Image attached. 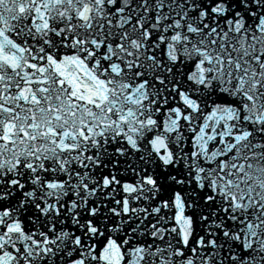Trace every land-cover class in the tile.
I'll use <instances>...</instances> for the list:
<instances>
[{"label": "snow or ice", "instance_id": "6c2138e0", "mask_svg": "<svg viewBox=\"0 0 264 264\" xmlns=\"http://www.w3.org/2000/svg\"><path fill=\"white\" fill-rule=\"evenodd\" d=\"M0 264H264V0H0Z\"/></svg>", "mask_w": 264, "mask_h": 264}]
</instances>
